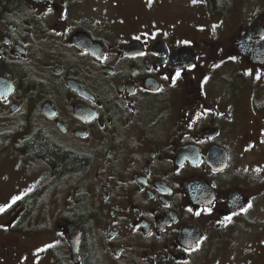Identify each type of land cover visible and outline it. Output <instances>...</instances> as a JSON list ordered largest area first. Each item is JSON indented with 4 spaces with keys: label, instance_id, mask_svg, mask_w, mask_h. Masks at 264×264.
Listing matches in <instances>:
<instances>
[{
    "label": "flooded vegetation",
    "instance_id": "af4514ba",
    "mask_svg": "<svg viewBox=\"0 0 264 264\" xmlns=\"http://www.w3.org/2000/svg\"><path fill=\"white\" fill-rule=\"evenodd\" d=\"M76 1L0 0V156L41 162L55 180V165L27 147L39 133L86 159L56 178L64 187L19 193L12 217L42 190L49 264L83 263V213L99 264H193L220 252L212 239L228 247L258 199L241 116L264 118V12L243 22L230 0H203L217 20L115 38L95 5L81 11L88 25L77 22Z\"/></svg>",
    "mask_w": 264,
    "mask_h": 264
},
{
    "label": "rangeland",
    "instance_id": "374dc122",
    "mask_svg": "<svg viewBox=\"0 0 264 264\" xmlns=\"http://www.w3.org/2000/svg\"><path fill=\"white\" fill-rule=\"evenodd\" d=\"M260 3L261 0H230L232 10L240 11L243 22L264 12ZM91 5H95L94 15L97 17L99 29L103 31L108 27L115 38L139 29L164 27L183 31L191 29L194 22L208 21V17L213 21L217 20L209 15L210 10L203 0H77L74 4L75 10H72L76 13V21L82 22L81 25H88L81 11L88 10ZM228 67L229 64L227 69ZM243 112V143L250 141L252 148L243 153L242 165L258 169V199L253 210L244 216L245 224L237 227L239 229L228 243L229 246L223 248L225 243L220 244V239L213 238L210 250L214 251L221 245L220 252H213L214 255L210 256L202 253L193 264H264V118L246 121L245 108ZM19 159L11 151H5L0 156V264H49L42 258L43 248L49 244L47 240H50L49 233L45 231L48 225L47 211H44L45 194L39 190L38 198L34 202L37 206L34 214L24 218L22 222L12 217L17 211L14 200L22 191L42 187L47 181L51 180L49 185L52 190L64 187L65 183L49 177L41 162L34 161L26 169L21 168ZM69 191L70 193L64 195L67 203L63 200L67 211L72 202V192L70 189ZM49 218L52 220L54 216ZM57 241L58 239L53 245L58 244Z\"/></svg>",
    "mask_w": 264,
    "mask_h": 264
},
{
    "label": "trees",
    "instance_id": "16d2710c",
    "mask_svg": "<svg viewBox=\"0 0 264 264\" xmlns=\"http://www.w3.org/2000/svg\"><path fill=\"white\" fill-rule=\"evenodd\" d=\"M8 3L10 6L16 4V0H2ZM212 5L219 4V2L223 0H210ZM19 18H22L24 15V11L22 10L20 3L18 2V8L16 11ZM29 145L27 147L30 148V151L38 154L46 159H48L52 164L55 165V179L59 177L68 176L70 174L78 173L83 169L86 159L83 157H79L73 153H70L56 144L48 141L45 137L41 134L36 133L32 139L28 142ZM39 191H35L30 194L29 198V206L24 211L22 217H20L19 222H22L25 218L26 214L29 211V208L32 207L35 200L38 198ZM82 208V204L80 205ZM80 206H77L78 209ZM79 217L83 229V240L81 243V251H82V264H99L96 256L94 255V251L92 249V245L89 239V231H88V222L86 219L85 214H80ZM17 220V221H18ZM66 263L65 260L59 262L58 264Z\"/></svg>",
    "mask_w": 264,
    "mask_h": 264
}]
</instances>
